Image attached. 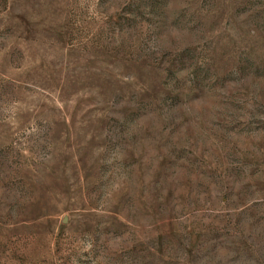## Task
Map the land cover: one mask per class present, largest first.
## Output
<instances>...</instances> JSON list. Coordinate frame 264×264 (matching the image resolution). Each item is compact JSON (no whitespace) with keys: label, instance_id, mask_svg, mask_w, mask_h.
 I'll return each mask as SVG.
<instances>
[{"label":"rangeland","instance_id":"obj_1","mask_svg":"<svg viewBox=\"0 0 264 264\" xmlns=\"http://www.w3.org/2000/svg\"><path fill=\"white\" fill-rule=\"evenodd\" d=\"M0 264H264V0H0Z\"/></svg>","mask_w":264,"mask_h":264}]
</instances>
